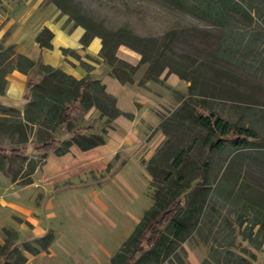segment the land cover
<instances>
[{"label":"rangeland","instance_id":"rangeland-1","mask_svg":"<svg viewBox=\"0 0 264 264\" xmlns=\"http://www.w3.org/2000/svg\"><path fill=\"white\" fill-rule=\"evenodd\" d=\"M41 1V10L27 17L29 6H23L24 0H0V32L10 22V19L7 21V14L13 13L15 18L21 19L18 27H14L13 23L0 41L5 52L9 46H14L16 54H20L16 45L9 42L11 34L16 31L21 45H28L27 52L33 55L34 48L40 46L35 43L36 38L32 41L30 38L35 33V19L51 7L62 22V27L69 30L79 26L84 28V25L93 31L127 28L140 36L161 37L170 30L187 29L180 35L176 55L167 61L172 66L167 67L157 80L145 78L148 64L142 62L138 50L126 44L117 49L116 56L136 68L132 83L122 84L124 88L120 87L119 90L111 85L127 107L137 114L123 112L131 116H121L124 124L103 116L97 107L87 110L83 106L72 112L68 126L44 119L30 122L27 120L28 116H32L31 111L27 112L30 99L26 97L32 95L33 89L27 87L21 100H9L6 94L8 79L12 72H19L17 65L20 60L17 56H10L0 65V74L5 69L7 72L0 75V88H3L0 93V147L17 148L27 153L25 157L0 154V245L5 243L7 237L5 229L17 231V245L20 248L24 243H34L37 238L53 232L54 240L49 249L37 255L29 254L26 264H111L115 253L155 203L156 182L146 163L169 140L181 148H189L188 163L193 172L201 169L209 155L208 147L204 144L205 133L195 139L192 127L186 126L180 129L172 127L169 135H166L160 126L161 116L167 120L171 112L180 106V99L192 91L198 103L196 110L204 115L213 112L235 122L239 115L233 106L239 100H246L264 110V76L260 80V75H248L232 69L231 84L249 95L245 99L235 95H218L202 81L204 71L198 73L195 80L180 77L174 68L190 77L186 68L191 71L198 69L204 57L202 48H206L207 44L210 50H215L220 38L216 28L212 27V34L208 39H203L196 30L204 25L191 13L166 1L58 0L62 9L56 5L57 0ZM260 51L262 59L264 45ZM62 53L81 64L92 79L107 80L112 76L110 65L99 53L79 56L71 49ZM21 55L27 56V53ZM34 61L37 66L26 75L28 81L38 83L45 74L41 68L43 61L38 57ZM219 64L216 62L215 67L221 69ZM89 91L93 102L103 98L97 90ZM141 95L154 102L144 105L140 102ZM201 103L203 107L199 106ZM86 127L89 130L83 132V138H74L69 134L71 130ZM255 129L259 132V138L250 139L249 148H264V125L255 126ZM54 138L61 144L58 152L47 156L33 152L42 143ZM112 139L116 142V150L107 154L108 150L104 147ZM77 140L85 144L88 141L103 144L82 150ZM63 151L66 153L61 154ZM236 153L229 146L219 154L210 155L212 163L207 187L213 182L215 185L220 182L231 195L222 213L218 214L214 209L217 206L208 200L206 214L201 217L197 229L185 242L174 244L171 256L164 260V255L161 256L159 264H225L222 257L219 262L217 257L216 260L211 258L213 248H218L220 252L232 251L247 258L251 264H264V238L256 237L259 225L252 226L250 214L239 195L248 162L232 163ZM158 168L163 170L161 164ZM260 185L264 191V182ZM247 231L252 233L255 244L246 235ZM149 235L150 230L146 229L138 247L144 246ZM133 250L131 248L127 256L130 257ZM137 256L138 259L142 257L140 254ZM139 264L154 263L144 259Z\"/></svg>","mask_w":264,"mask_h":264},{"label":"trees","instance_id":"trees-1","mask_svg":"<svg viewBox=\"0 0 264 264\" xmlns=\"http://www.w3.org/2000/svg\"><path fill=\"white\" fill-rule=\"evenodd\" d=\"M161 1H166L177 8L180 7L195 16L204 25L196 30L203 39H208L207 37L212 34V27L216 28L220 38L215 50H210L207 44H205L206 48H202L201 52L204 53V57L203 61L198 64V69L191 71L186 68L190 77L173 67L175 72L186 80H195L198 73L204 71L202 81L218 95L248 98V94L232 86L231 72L234 70L248 75H260V80L264 76V58H260L262 55L260 48L264 45V0ZM55 3L62 9L60 1L57 0ZM83 27L85 33L81 38V43L88 46L94 38L101 39L102 48L99 55L107 61L112 70L111 75L121 84L132 83V75L136 71L134 66L116 56V51L121 45L126 44L139 51L142 55V62L148 64L145 78L153 81L157 80L167 67L172 66L167 61L172 60L176 55L175 48L180 42V35L187 31L186 28L170 30L161 37H144L127 28L116 31H93L87 25ZM53 36V32L45 28L37 36L36 43L40 44L41 48L51 50ZM4 49L0 46V65L10 56H17L20 60L17 65L20 73L29 74L28 72L37 66V62L29 57L16 54L14 46H9L6 52ZM181 57L187 56L182 55ZM216 62H220L221 69L215 67ZM41 68L45 73L43 79L38 83H33L32 80L27 83V87L33 89L32 95L26 97L30 99L27 112H32V116L27 115L28 121L39 122L44 119L68 126L71 124L72 112L79 106L87 110L97 107L108 119H116L125 115L131 117L117 107V99L106 92V86L99 79L86 76L78 80L44 63L41 64ZM5 72L6 69L2 73ZM90 89L97 90L103 98H97L98 100L93 102ZM2 92L3 88H0V93ZM192 94L191 91L190 95L180 99V106L171 112L167 120L161 116L160 126L166 135H169L172 127L180 129L186 126L192 127L195 139L205 133L204 144L208 147L209 155L205 158L201 169L193 172L188 163L189 148H181L169 140L146 163L147 169L156 182L155 203L145 212L143 219L122 248L115 253L111 264H139L144 259L159 264L162 261L161 256L164 255L163 260L171 256L174 244L185 242L187 237L197 229L201 217L206 214L208 200L214 202L217 206L214 209L221 214L231 195L226 192L222 183L218 182L215 185L213 182L207 187L209 183L206 181L212 163L210 155L219 154L229 146L238 152L233 157L232 163L235 161L248 162L246 177L242 180L239 194L240 200H244V208L250 214L252 226L259 225L256 237L264 238V191L260 185L264 182V148H249V140L259 138V132L255 126L264 125V110L254 107L246 100H239L233 106L239 118L231 122L213 112L204 115L196 110L198 103ZM199 106L203 107V103ZM85 130L89 128L71 130L69 134L74 138H83ZM76 143L82 150L96 148L103 144L92 141L85 144L79 140ZM60 145V141L54 138L42 143L33 152L47 156L55 151L58 152ZM65 153L63 151L61 154ZM0 154L25 157L27 153L17 148L0 147ZM160 164L163 170L158 168ZM146 229L150 230V235L145 239L144 246L138 247L139 240ZM4 231L7 237L5 243L0 245V264H26L29 254L37 255L48 250L54 240L53 232H48L43 237L37 238L34 243H24L23 248H20L17 245V231L7 229ZM246 235L251 238L252 233L247 231ZM251 239L255 244L256 240ZM131 248L134 250L129 257L127 254ZM211 253V258L216 260L217 257L219 262L222 257L225 264H251L247 258L232 251L220 252L218 248H213ZM139 254L142 257L138 259Z\"/></svg>","mask_w":264,"mask_h":264},{"label":"crops","instance_id":"crops-1","mask_svg":"<svg viewBox=\"0 0 264 264\" xmlns=\"http://www.w3.org/2000/svg\"><path fill=\"white\" fill-rule=\"evenodd\" d=\"M42 4L41 0H24L23 6H29V12L28 15L25 16H33L36 12L40 11L41 8L40 5ZM35 12V13H34ZM13 14V13H12ZM12 14H7V21L10 22L7 26V28H4L0 32V41L4 38L5 33L7 30L13 25L14 27H18L19 21L21 19L15 18ZM58 15L56 14L55 10L51 7L49 10H45L42 14L37 15L35 19V33L34 35H30L31 41L33 38H37V35L46 29H49L53 32L54 36L51 40V44L53 45V48L46 49L41 48L40 46L34 48L35 53L29 54L27 52L28 45L23 44L21 45V41L19 40V34L18 32H13L11 34V39L9 42L13 45H16L18 53L25 54L27 53V56L30 57L33 60H37V57L40 58L43 63L46 65L54 66L55 68L60 69L61 71L68 73L72 76H74L77 79L84 78L88 76V71H85L81 64L78 65V62H75L71 57L64 56L62 53L66 49H71L76 52L79 56L83 54L95 56V54L99 53L102 48V42L101 39L96 37L94 40L91 41V43L88 46H84L81 43V38L85 33V29L82 27H75L72 30L67 29V27H62V22L57 19ZM15 22H18L15 24ZM34 22V21H33ZM26 36V35H25ZM32 43V42H31ZM36 43V42H35ZM74 65H72V64ZM94 71V69H93ZM111 76V75H110ZM109 79V80H108ZM107 80L100 79L103 83V85L106 86V90L109 94L113 95L115 99H117V107L122 111H129L130 113H133V110L129 107H127L126 102L124 103L123 99L119 97L116 90L111 89V85L116 87L118 90L122 87V84L116 83L114 81L113 77H109ZM27 81L28 77L24 73H20L18 71L12 72L8 79V85H7V98L13 99V100H21L24 98L26 90H27ZM118 82V81H117ZM123 93V92H122ZM121 93V94H122ZM140 102H142L144 105L152 104L154 100L151 98H148L144 95H141ZM137 116V114H135ZM115 122L124 124L123 119L120 117L115 119ZM115 141L112 139L108 141V143L105 145L104 149H107V154H111L113 151L116 150Z\"/></svg>","mask_w":264,"mask_h":264}]
</instances>
